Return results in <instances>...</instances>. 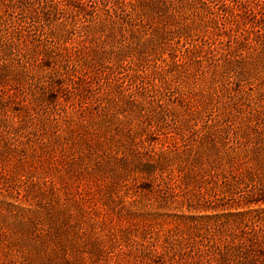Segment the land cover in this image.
I'll return each mask as SVG.
<instances>
[{
  "label": "rangeland",
  "instance_id": "1",
  "mask_svg": "<svg viewBox=\"0 0 264 264\" xmlns=\"http://www.w3.org/2000/svg\"><path fill=\"white\" fill-rule=\"evenodd\" d=\"M16 3L31 67L1 86L0 264L264 253V0ZM49 66L64 88L42 90Z\"/></svg>",
  "mask_w": 264,
  "mask_h": 264
},
{
  "label": "trees",
  "instance_id": "2",
  "mask_svg": "<svg viewBox=\"0 0 264 264\" xmlns=\"http://www.w3.org/2000/svg\"><path fill=\"white\" fill-rule=\"evenodd\" d=\"M0 5L6 9V12H11L12 14L17 8L21 11H25V9H23V7L25 8V5H23V3H16V0H0ZM38 9L39 8L34 7L36 14L39 12ZM45 12L46 6H42L41 13L44 14ZM10 23H8L7 20H4L2 13H0V55L1 57H5L2 58L3 61L0 63V112L3 113H5V111L8 109L9 105L7 99L11 97L6 96L2 89L3 87H1L5 82L4 80L6 79V69L10 66V64H14L12 61H15L17 69L20 71V76H27L30 73L31 67L30 63H28V61H26L24 58L25 56L18 54V48L15 43L16 41L13 37L15 35L18 36V38H21L22 35L26 36V34L21 33L20 30L17 31V29L13 28V25ZM256 27H260V25H256ZM53 43H51L50 47H48L50 52H52V49L54 48ZM50 56L51 55L46 53L45 58H52ZM48 69L49 76L47 80L42 83V90L51 88L52 90L54 89V91H56V89L64 88L63 81H58L59 78L56 76L58 72H56V70L50 66ZM19 110L20 109L17 111ZM19 128L20 127H17L15 130ZM232 240H235V238H231L229 243L226 242L220 251L217 250L219 264H264V253L258 250L259 247L257 244H254V240H247V243H249L250 246L248 245L245 247V242H243V240L237 238L236 243H234ZM233 247H236L235 254L232 252ZM246 247H252L251 254H248V252L244 253V249L245 251L249 250L246 249Z\"/></svg>",
  "mask_w": 264,
  "mask_h": 264
}]
</instances>
